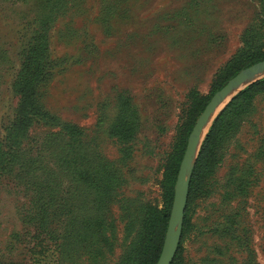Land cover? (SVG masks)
I'll list each match as a JSON object with an SVG mask.
<instances>
[{"label":"rangeland","instance_id":"1","mask_svg":"<svg viewBox=\"0 0 264 264\" xmlns=\"http://www.w3.org/2000/svg\"><path fill=\"white\" fill-rule=\"evenodd\" d=\"M42 20L48 22L42 59L46 75L37 84V101L58 123L78 126L88 152L112 162L124 179L111 205L119 225L110 263L115 264L125 243L120 200L165 206L173 160L204 111L195 115L196 106L206 100V107L218 91L223 69L244 47L248 34L264 43V0H0L1 140L18 114L25 51ZM123 106L131 108L137 124L128 141L112 133ZM62 125L37 118L16 150L35 157ZM261 149L264 94L256 96L252 114L224 153L212 192L192 202V227L185 236L184 215L179 264H247L250 248L253 263L264 264ZM248 164L255 182L246 195L226 199V178L232 172L240 175ZM19 168L15 165L12 174L0 179V264H60L50 238L59 223L50 222L47 234L36 220L26 221L35 197L29 182L35 180ZM235 211L247 231L250 246L245 248L215 227Z\"/></svg>","mask_w":264,"mask_h":264},{"label":"trees","instance_id":"2","mask_svg":"<svg viewBox=\"0 0 264 264\" xmlns=\"http://www.w3.org/2000/svg\"><path fill=\"white\" fill-rule=\"evenodd\" d=\"M47 35L48 22L42 20L38 32L25 51L19 81L21 104L17 116L8 127L5 139H0V179L12 174L15 165H19L21 172L35 180L33 183L29 182L35 197L33 211L29 212L26 221L36 220L39 228L46 229L47 234L52 229L50 222L52 224L53 221H58L59 229L50 238L56 242L60 264H110L119 240L118 218L112 214L111 205L118 200V189L124 179L112 162L101 155L88 152L83 145L78 126L58 123V118L37 101V84L46 75V65L42 59ZM250 35L246 36L244 47L223 69L220 75L222 78L214 92L222 88L241 69L264 60L263 40L249 39L258 37ZM258 94H264V78L237 94L211 126L193 171L185 211L184 236L192 227L188 214L192 202L198 195L212 192L216 169L223 161L242 123L252 114L254 99ZM206 103L205 100L196 106L195 115L198 116L204 110ZM130 109L127 106L122 107L112 131L123 141L132 140L136 130L137 124L134 115L129 112ZM37 118L57 126L62 125V129L49 135L42 143L38 155L28 156L31 154L29 152L24 156L16 148ZM193 125L189 126V132ZM186 144L185 137L180 144L179 157L174 158L169 170L168 180L172 185L168 189L164 207L143 204L129 198L120 200V219L124 222L125 243L115 264H157L169 225L174 199L173 183L177 178ZM260 153H264V149ZM252 167L248 164L240 171V175L234 172L228 175L226 185L229 189L226 191V199L248 193L256 179L252 178ZM242 225L239 212L235 211L226 216L224 221L216 223L215 227L219 232L232 236L245 248L250 245L247 231ZM132 236V240H129ZM181 248L182 241L172 264H179ZM252 254L250 248L247 264H255Z\"/></svg>","mask_w":264,"mask_h":264},{"label":"water","instance_id":"3","mask_svg":"<svg viewBox=\"0 0 264 264\" xmlns=\"http://www.w3.org/2000/svg\"><path fill=\"white\" fill-rule=\"evenodd\" d=\"M264 75V60L259 61L238 72L218 90L199 116L190 135L184 157L181 162L175 197L169 219V226L164 246L157 264H171L181 240L185 210L187 206L190 179L202 141L219 112L229 103L232 97L244 86Z\"/></svg>","mask_w":264,"mask_h":264}]
</instances>
